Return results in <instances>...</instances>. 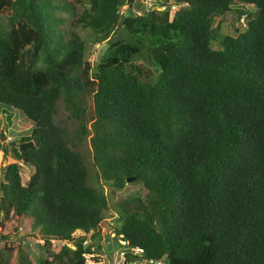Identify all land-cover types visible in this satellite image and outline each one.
<instances>
[{
    "label": "trees",
    "instance_id": "16d2710c",
    "mask_svg": "<svg viewBox=\"0 0 264 264\" xmlns=\"http://www.w3.org/2000/svg\"><path fill=\"white\" fill-rule=\"evenodd\" d=\"M157 1L137 13L133 0H0V105L16 113L12 139L0 133V264L98 262L85 236L113 204L135 264H264V0ZM228 10L235 35L213 26ZM77 28L108 42L95 64ZM128 177L143 197L111 204L96 184Z\"/></svg>",
    "mask_w": 264,
    "mask_h": 264
},
{
    "label": "rangeland",
    "instance_id": "374dc122",
    "mask_svg": "<svg viewBox=\"0 0 264 264\" xmlns=\"http://www.w3.org/2000/svg\"><path fill=\"white\" fill-rule=\"evenodd\" d=\"M158 1L157 0H133V5L131 7L132 11H136L137 13H142L143 11H146L148 9H152L154 7H157ZM159 9L163 7H158ZM177 6H172L170 9V13L172 15L174 9H176ZM124 10V7L122 8ZM10 13L8 8H3L1 10L0 20L4 19L5 17ZM236 24L235 21V15L231 11H226L220 16H217L214 19L213 26L221 33L226 35H235V31L233 29L234 25ZM237 26L240 30H244L246 28L245 22L243 18H241L237 22ZM78 34L85 40L86 43V54L85 58L86 60L90 61L92 64H95L99 57L104 53L108 46L107 40L105 41H95L94 37L90 34V32L86 29L77 28L76 29ZM211 46L214 49H218L219 45L216 41L211 42ZM136 64L141 65L145 71H147L151 76H155L157 71L156 69L149 64V62L146 60L145 56H141L135 59L134 61ZM10 117H16V113L13 112L9 107H5L3 105H0V133L2 134V141L1 142H7L12 139V135L10 133ZM56 121L65 127L67 131L74 133L75 131V124L73 122V119L71 116L64 111L63 109L59 108L56 114ZM85 150L88 151V154H90V145L89 141H85V145L83 147ZM3 165V156L0 148V182L2 180V174H1V167ZM20 172L22 176V182L26 183L29 176L33 172V168L27 164H24L20 162ZM93 173V171H92ZM97 186L107 195L109 199V203L113 204L116 201L125 198L127 196L131 195H145V189L142 187V185L138 182H135L134 180L126 182V186L121 190H116L109 186L108 184H105L103 180H97L96 181ZM1 194V192H0ZM120 218L118 214V209L116 205H112L107 212V215L105 216L104 221L102 222L101 226V232L100 236L93 239L90 234L86 235L84 244H93V250H94V257H98V262H95L92 260V255H86L88 263L93 262L94 264H113L114 262L118 261L119 264H135V263H141L138 259L130 258L129 260L125 258L124 256H121L119 254L120 251L125 250V252L129 251L126 246L124 245V240L116 234L114 231V226L116 224H119ZM21 230L17 232V238L20 237ZM83 235L82 233L75 232V236ZM16 244L21 245L22 250L24 253H26L32 261H37L38 258L42 255H44V251L40 247L38 243V239L34 237H20V239H16ZM54 244H62V241H54ZM97 243L100 245V249L96 246ZM71 245V243H69ZM138 253V250L133 249L132 254Z\"/></svg>",
    "mask_w": 264,
    "mask_h": 264
},
{
    "label": "clouds",
    "instance_id": "9594fccd",
    "mask_svg": "<svg viewBox=\"0 0 264 264\" xmlns=\"http://www.w3.org/2000/svg\"><path fill=\"white\" fill-rule=\"evenodd\" d=\"M124 243H125V241H124ZM126 248H127V247H126ZM120 252H124V255H123V256L125 257V253H126V252H125V250H123V251H120ZM120 252H119V254H120ZM86 255H88V254H86ZM86 255H85V258H86V263H87V264H89V263H88V261H87V257H86ZM88 258H91V257H88ZM91 259H92V258H91ZM92 260H93V259H92ZM150 262H152V260H151ZM91 264H94V263H93V262H91Z\"/></svg>",
    "mask_w": 264,
    "mask_h": 264
},
{
    "label": "built area",
    "instance_id": "2783aa9c",
    "mask_svg": "<svg viewBox=\"0 0 264 264\" xmlns=\"http://www.w3.org/2000/svg\"><path fill=\"white\" fill-rule=\"evenodd\" d=\"M120 255L123 256V255H124V252H120ZM88 260H89V258H88ZM89 264H91V263H89ZM113 264H119V262L116 261V262H114Z\"/></svg>",
    "mask_w": 264,
    "mask_h": 264
},
{
    "label": "water",
    "instance_id": "95a60500",
    "mask_svg": "<svg viewBox=\"0 0 264 264\" xmlns=\"http://www.w3.org/2000/svg\"><path fill=\"white\" fill-rule=\"evenodd\" d=\"M132 180H134V177H128L126 181L129 182V181H132Z\"/></svg>",
    "mask_w": 264,
    "mask_h": 264
}]
</instances>
